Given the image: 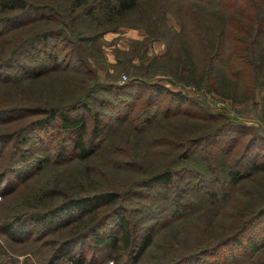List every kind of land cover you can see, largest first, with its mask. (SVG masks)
I'll list each match as a JSON object with an SVG mask.
<instances>
[{"label":"trees","instance_id":"1","mask_svg":"<svg viewBox=\"0 0 264 264\" xmlns=\"http://www.w3.org/2000/svg\"><path fill=\"white\" fill-rule=\"evenodd\" d=\"M153 1H157L155 8L151 3L148 4L147 0H0V30L1 26L5 27L3 32L0 31V51L6 52L0 56V67L18 65L19 68L28 69L23 70L21 74L12 76L7 74L2 80L11 81L21 78L33 80L58 68L63 70L58 63L49 61V59H57L54 51H49L48 48L40 50L38 46L39 42L46 46L49 38L61 37L68 47V63L76 62V66L75 64L71 67L65 65L64 68H69L74 72L64 74L75 81L74 88L79 86L78 90L84 89L82 94L87 95L89 94L87 91L92 90L90 76L96 71L90 66V57L94 56L95 52H99L94 35L101 36L109 30H116L122 24H130L129 26H137L145 31L143 38L138 41V44L143 46L139 61L138 63L133 62L136 45H131L128 50L123 51L122 59L116 57L117 62L120 60L121 63L114 67L115 72L119 67L128 71L129 78L121 84H115V81L111 80L103 88L109 90L112 86L119 92L129 86L146 87L144 91L146 97L143 103L136 108L133 101H127L126 105L130 106L129 111L126 115L117 117L118 120H126L125 124L137 132L148 130L157 120L162 122L172 117H186L193 121L204 122L201 119L206 118L205 114L210 120H217L219 113L209 115L200 111L202 114L196 115L193 110L189 109L190 107L182 106L187 102L197 105L198 108L202 107L184 91L185 84L195 85L199 90L203 89L218 96L232 98L239 104L254 101L257 94L264 90V0ZM187 3L191 22L195 26L191 39L197 44L198 53L195 56L190 49L191 44L187 34L189 31L188 17L183 15L185 8L180 6L176 11L174 10V6ZM168 13L172 16L177 14L175 20L179 26L178 29L167 23ZM49 22L51 24L46 25ZM53 24L58 25L52 27ZM83 32H91L92 35L87 36ZM18 33H21L20 38L17 36ZM158 39L165 44V51L159 55L148 53L146 49L150 46V42ZM40 52L43 53V57L36 61L34 56ZM24 57L27 61H24ZM78 72H84L89 76ZM162 79H165L166 84L162 82ZM178 81L180 83H176ZM167 84L181 85L182 88L173 89ZM72 92L73 89L70 90L71 96L68 97L70 103L67 106L59 108L57 105L44 101L28 105H11L5 102L0 106V113L22 112V116H32L29 121L33 128L50 126L59 116L60 126L64 130L77 132L73 140V148L76 150L74 155L77 159L85 161L96 154V148L87 144L83 138L86 130L84 119L71 117L68 114L79 107L85 109H90V107L83 97L76 95V92L72 94ZM139 94L134 93L132 97L138 98ZM160 96H164L166 103L162 107H157ZM261 101L259 118L264 120V93L261 94ZM120 106L118 103H113L114 109ZM92 121L91 132L97 138L106 124L98 110L92 111ZM194 123L200 125L197 122ZM235 124L230 122L229 128L234 130ZM227 132L220 127H213L209 130L204 128L201 131L198 130L193 136L176 133V137L183 138L185 143L182 144L184 149L175 150L173 157V160H188L194 155L199 156L203 160V167L202 169L191 167L192 174L221 179L219 183L227 185L223 193L227 196L225 202L230 200L231 191L235 185L256 172L264 171V159L259 157V152L252 154L247 151L239 152L241 144L237 149L238 144L234 142L225 146V142H229ZM250 135V140L248 144L242 146L243 149L248 150L257 140L264 146V135L259 131L251 132ZM162 142L164 141H159V143ZM194 142L198 144L199 149L192 148ZM207 145L217 146V149L205 147ZM65 147L60 144L57 148L58 154H62ZM200 149L203 153L196 151ZM234 151H237V157ZM217 155H220L222 162H216ZM262 155L264 156V153ZM214 162L221 166L218 170H214ZM132 164L131 170L140 172L137 180L129 185L134 189L168 183L174 175H177V171L171 164L151 169L147 174L145 170L139 171L138 165ZM213 173L218 175H213ZM70 188V192L64 193H58L60 190L54 186L47 190L43 187L34 188L22 205L11 206L10 211L3 214L0 219V234L11 243L24 242L34 232L32 228L35 223L39 227V235L35 236L34 240L42 239L45 234L61 226L66 227L65 232L69 235L83 233L86 236L109 218L112 221L116 220L120 234H106L98 237L93 235V238L102 244L107 243L112 248L116 255L114 264H121L118 257L123 250L134 252L130 263L136 264L152 245V230L146 227L139 236L136 232H132L128 217L121 213L120 206H117L123 191L109 187V185L106 187L102 185L99 188L92 187V189L91 187H77L74 191L72 187ZM14 191H16L15 188L5 194ZM209 192L214 197H218L220 193L218 189H210ZM56 194H61L59 201L54 197ZM263 215L264 205L261 203H254L251 209L242 215L235 208L229 215L228 226L219 223L225 226V229L219 232L220 236L212 237L213 234L207 230L209 235L204 232L205 226L201 227L198 236L192 237L196 241L185 240L184 243L188 244L185 245V249L188 246V251L185 250L187 254L179 255L182 249L169 246L161 252V257L170 254L166 258L169 261L159 260L156 264H182L185 261H191L203 249L213 251L226 243L236 247L243 246L250 256H254L264 247L263 232L259 230L258 237L250 233L245 236L243 233L255 225ZM70 241L64 239L56 246L55 252L47 257L45 264H53L59 250ZM205 245L207 247H203ZM12 253L10 244H0V264L14 262V257H11ZM64 254L66 250L62 251V255ZM34 255L37 254L34 253ZM256 259H252L248 264ZM27 260L29 257L25 256V263ZM39 260H41L40 257ZM29 261L33 264L31 258ZM71 262L73 264H94L83 255L71 257Z\"/></svg>","mask_w":264,"mask_h":264},{"label":"rangeland","instance_id":"2","mask_svg":"<svg viewBox=\"0 0 264 264\" xmlns=\"http://www.w3.org/2000/svg\"><path fill=\"white\" fill-rule=\"evenodd\" d=\"M147 3H151L154 8L157 6V1L147 0ZM180 6L185 8L184 17H188L187 28L189 31L187 34L191 52L195 56L198 49L197 44L191 41L195 26L191 22V15L187 9L189 4L176 5L174 10L176 11ZM175 16L177 18V14L172 16L168 13L167 23L178 29ZM50 24L51 22L46 25ZM57 25L53 24L52 27ZM129 25L122 24L116 30H109L101 36L94 35L99 52H95V55L90 57V66L94 67L96 71L90 76L92 90L87 91L89 93L87 95L82 94L84 89L78 90L79 86L74 88L75 81L64 74L74 72L64 66L71 67L76 62L68 63V47L61 37L49 38L46 46L41 42L38 43V46L40 50L48 48L49 51H54L57 59H49V61L58 63V66L63 70L58 68L33 80L21 78L8 81L2 80L3 77L6 78L7 74L11 76L21 74L23 70L28 69L19 68L18 65L7 68L0 67V106L5 102H9L11 105H28L44 101L60 108L70 103L68 97L71 96V89H73L72 94L76 92V95L83 97L90 109L79 107L70 111L68 115L84 119L86 130L83 138L87 144L96 148V154L88 160L77 159L74 155L76 150L73 148V140L77 132L64 130L60 126L59 116L50 126L33 128L29 121L32 116H22V112L0 113V173H2L0 178V219L6 211H10L11 206L22 205L28 199L27 195L36 187H43L47 190L54 186L60 190L58 193H64L70 192V187L74 191L77 187H91L92 189V187L99 188L102 185L105 187L109 185V187L123 191L117 206H120L119 211L128 217L132 232H136L139 236L146 227H150L152 230V245L136 264H156L159 260L169 261L166 258L170 254L161 257V252L169 246L182 249L183 251L180 250L179 255L187 254L188 246H186V250L185 245L188 244L184 243L185 240L196 241L192 237L198 236L201 227L205 226L204 232L208 235L209 233L213 234L212 237L220 236L219 232H222L225 226L219 223L228 226L229 215L233 209L236 208L242 215L249 211L254 203L264 205V171L256 172L240 184L235 185L231 191L230 200L225 202L227 196L223 193H225L227 185H221L219 183L221 179L192 174L191 167L196 169L203 167V160L199 156L194 155L192 159L188 160H173L174 151L183 150L182 144L185 143L183 138L176 137V133L193 136L198 130L201 131L203 128L209 130L213 127H220V129L228 131L226 136L229 142L226 141L225 146L234 142L238 144V149L241 144L239 152L247 151L249 154L259 152V157L264 159L262 155L264 146L260 141L257 140L248 150L242 148L248 144L251 132L259 131L264 135V120L259 118L262 107L261 94L264 93V90L257 94L254 101L239 104L232 98L218 96L203 89L199 90L195 85L188 86L181 83L184 85V91L202 107L198 108L197 105L187 102L182 106L190 107L189 109L193 110L196 115L201 113L200 111L209 115H211L210 113H219L217 120H210L205 114L206 118L201 119L204 122L193 121L186 117H172L162 122L157 120L148 130L137 132L125 124L126 120H118L117 117H122L129 111L130 106L126 105L127 101H133L136 108L143 103L146 97L144 93L146 87L129 86L119 92L112 86L109 87V90L103 88L111 80L115 81V84H121L129 78L128 71L119 67L115 72L114 67L121 63L120 60L117 62L116 57L122 59L123 51L128 50L131 45H136V55L132 60L137 63L139 61V54L142 53L143 46H140L138 41L143 38L145 31L140 27ZM1 27L0 31L3 32L5 27ZM83 34L92 35L91 32H83ZM17 36L20 38L21 33H18ZM149 45L146 49L148 53L159 55L165 51V44L160 39L151 41ZM5 53L4 50L0 51V56ZM42 57V52L34 56L36 61ZM24 59L27 61L26 57ZM78 73L85 74L84 72ZM162 82L166 84L165 79H162ZM167 85L173 89L182 88L181 85ZM134 93H140V97H132ZM9 95H11L10 98ZM113 103H118L121 106L114 109ZM165 103L164 96H160L156 106L162 107ZM93 110L99 111L106 124L97 138L91 132ZM230 122L236 123L234 130L229 128ZM159 141L164 142L159 143ZM194 143L192 148L199 149L198 144ZM60 144L66 146L62 154H58L57 150ZM205 147L217 149V146L213 147L212 145ZM221 150L223 151L224 147ZM196 151L202 152V149ZM236 153L237 151H234V154ZM219 156L215 157L218 163L222 162ZM132 163L140 167L139 171L145 170L146 174L151 169L171 164L177 171V175H174L168 183L156 184L151 187L141 186L137 189L130 188L129 185L137 180L140 173L137 170H131ZM122 166L124 167L121 170ZM220 167L217 163H213L214 170H218ZM13 188L16 191L5 194ZM210 189H218L219 196H212L209 192ZM54 197L59 201L61 194H56ZM258 220L249 230L244 231L243 235L246 236L249 233L257 235L259 230L264 235V215ZM32 229L34 232L31 236L20 243H11L0 234V244H10L12 247L11 257H14L15 261L11 264H30V258L33 264H42V262L45 264L47 257L55 252L56 246L64 239L71 241L59 250L53 264H73L71 257L76 255H83L94 264L115 263L116 255L112 248L107 243L102 244L96 241L93 235L96 237L106 234L119 235L120 230L116 220L106 219L94 231L95 233L92 231L86 236L83 233L74 234L75 236L69 235L65 232L66 227L61 226L45 234L42 239L34 240V237L39 235V227L34 223ZM64 250H66V254L62 255ZM133 253L123 250L120 252L118 260L121 264H131L130 258ZM25 256L29 257L26 263ZM252 259L256 260L250 264H263L264 247L254 256H250L243 246L236 247L226 243L213 251L203 249L191 261H185L182 264H248Z\"/></svg>","mask_w":264,"mask_h":264}]
</instances>
